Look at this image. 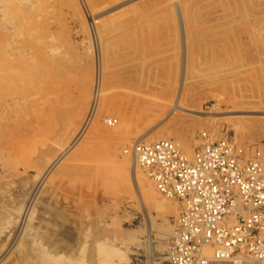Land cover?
<instances>
[{"label":"rangeland","instance_id":"374dc122","mask_svg":"<svg viewBox=\"0 0 264 264\" xmlns=\"http://www.w3.org/2000/svg\"><path fill=\"white\" fill-rule=\"evenodd\" d=\"M0 46V264H168L135 141L264 162V0H0Z\"/></svg>","mask_w":264,"mask_h":264},{"label":"built area","instance_id":"2783aa9c","mask_svg":"<svg viewBox=\"0 0 264 264\" xmlns=\"http://www.w3.org/2000/svg\"><path fill=\"white\" fill-rule=\"evenodd\" d=\"M130 152L179 207L168 264H264V162L227 133H200L191 155L172 139L135 141Z\"/></svg>","mask_w":264,"mask_h":264},{"label":"bare ground","instance_id":"6f19581e","mask_svg":"<svg viewBox=\"0 0 264 264\" xmlns=\"http://www.w3.org/2000/svg\"><path fill=\"white\" fill-rule=\"evenodd\" d=\"M13 19L15 20V18H13ZM17 19H18V18H17ZM17 19H16V20H17ZM18 20L20 21V19H18ZM13 23H14V21H13ZM19 25H20V24H19ZM19 25H18V26H19ZM22 25H23V24H22ZM20 26H21V25H20ZM15 28H17V31H18V32L16 31V33H19V34H26V33H28V34H29V28H27V27H26L27 29H26V30H23L22 32L20 31V29L18 30V27L15 26ZM20 28H21V27H20ZM15 30H16V29H15ZM32 31H33V30H32ZM31 36H32V35H31ZM28 37H29V35H28ZM37 39H38V38H37ZM21 40H23V39H21ZM33 41H34V40H33ZM38 41H39V39H38ZM38 41H36V42L38 43ZM40 41H42V40H40ZM40 43H41V42H40ZM38 44H39V43H38ZM44 45H45V44H44ZM1 46H2V45H1ZM1 46H0V47H1ZM31 46H32V45H31ZM36 46H37V45H36ZM49 46H50V45H49ZM49 46H46V47H49ZM3 47H4V44H3ZM40 47H41V46H40ZM42 47H43V46H42ZM49 48H51V47H49ZM38 49H39V48H38ZM1 50H2V49L0 48V52H2ZM7 50H8V49H7ZM4 51H6V49H4ZM33 52H34V51H33ZM38 52H39V51H38ZM3 53H4V52H3ZM1 54H2V53H1ZM17 54H19V53H17ZM2 55H3V54H2ZM10 55H11V54H10ZM14 56H15V55H14ZM0 58H1V55H0ZM13 58H14V57H13ZM15 59H16V58H15ZM10 60H11V59H10ZM26 60H27V59H26ZM31 60H32V59H31ZM6 61H7V60H6ZM18 61H20V60H17V62H18ZM21 61H23V59H22ZM7 62L9 63V61H7ZM35 62H36V61H35ZM28 63H29V62H28ZM32 63H33V62H32ZM9 64L12 66V67L10 66V67L12 68V70H14L15 68H17V67H14L11 63H9ZM29 64H30V63H29ZM4 65H5V67H6V65H8V64H5V63H4ZM30 65H31V64H30ZM20 66H21V67H20L19 69H17V70L21 71V76H20V77H21L22 79H23V78L26 79V77H28V75L30 74V71H29V70H31V68H29L30 66H28L27 63H24V61L22 62V64H21ZM1 67H2V66H1ZM3 68H4V67H3ZM12 70H11V71H12ZM1 72H2V71H1ZM1 72H0V73H1ZM8 72H9V71H8ZM15 72H17V71H15ZM2 73H3L4 76L8 75V73H5V72H2ZM17 73L20 74V72H17ZM32 73H33V72H32ZM15 74H16V73H15ZM13 76H14V75H13ZM15 76H17V75H15ZM2 78H5V77H2ZM2 78H1V80H2ZM14 78H15V77H14ZM8 79H9V78H8ZM4 80H5V79H3V83H4ZM1 82H2V81H1ZM8 82H9V81H8ZM13 82H14V81H13ZM17 82H18V81H17ZM11 84H12V83H11ZM0 85H1V84H0ZM2 85H3V84H2ZM2 85H1V86H2ZM4 85H5V84H4ZM2 87H3V86H2ZM6 87H7V85H6ZM8 88H9V90H10L9 85H8ZM5 89H6V88H5ZM5 89H4V90H5ZM4 90H3V91H4ZM6 90H7V89H6ZM6 90H5V91H6ZM9 90H8V91H9ZM16 90H17V89H16ZM23 91H24V90H23ZM12 92H13V91H12ZM15 92H16V91H15ZM10 93H11V91H10ZM1 94H2V92H1ZM5 94H6V93H5ZM12 94H14V93H12ZM15 94H16V93H15ZM27 94H28V93H27ZM23 95H24V94H23ZM15 96H16V95H15ZM8 97H9V96H8ZM13 97H14V96H13ZM16 97H17V96H16ZM10 98H12V97H10ZM14 98H15V97H14ZM14 98H13V99H14ZM19 99H20V98H19V96H18V100H19ZM11 100H12V99H11ZM13 101H14V100H13ZM20 101H21V100H20ZM24 101H25V100H24ZM18 102H19V101H18ZM13 103H16V102H13ZM14 110H15V109H14ZM16 110H17V109H16ZM176 142H177V141H176ZM178 143H179V142H178ZM179 145H180V143H179ZM181 148H182V147H181ZM151 183H152V182H151ZM141 184H142V183H141ZM152 184H153V183H152ZM152 184H151V186H154V185H152ZM141 187H142V186H141ZM152 189H153V188H152ZM157 193H158V192H157ZM55 251H56V250H55ZM62 253H63V252H62ZM53 256H54V255H53Z\"/></svg>","mask_w":264,"mask_h":264}]
</instances>
